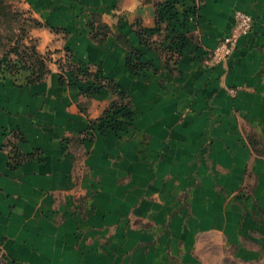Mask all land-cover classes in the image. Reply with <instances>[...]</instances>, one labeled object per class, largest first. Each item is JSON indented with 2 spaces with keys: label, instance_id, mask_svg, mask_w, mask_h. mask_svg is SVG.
<instances>
[{
  "label": "crops",
  "instance_id": "obj_1",
  "mask_svg": "<svg viewBox=\"0 0 264 264\" xmlns=\"http://www.w3.org/2000/svg\"><path fill=\"white\" fill-rule=\"evenodd\" d=\"M155 1L20 0L44 23L31 33L54 58L41 82L0 72L5 264H217L228 250L241 263L264 259V0H185L197 11L188 30L176 28L194 39L174 70L138 33L156 27ZM238 11L254 18L253 31L209 65ZM94 15L111 29L105 41L93 37ZM151 30V40L171 41ZM117 35L150 65L132 72ZM68 53L129 94L131 120L98 122L84 139L114 95L105 86L87 94L90 83L70 71L63 83L56 55ZM13 143L39 154L16 164Z\"/></svg>",
  "mask_w": 264,
  "mask_h": 264
},
{
  "label": "trees",
  "instance_id": "obj_2",
  "mask_svg": "<svg viewBox=\"0 0 264 264\" xmlns=\"http://www.w3.org/2000/svg\"><path fill=\"white\" fill-rule=\"evenodd\" d=\"M20 0H0V53L3 58L0 61V72L3 74L19 75L21 71L27 70L28 83H37L45 80L51 74V57L43 53L38 46V38L32 35L34 28L44 26V23L34 17L26 9L16 5ZM150 2L152 0H142ZM185 0H158L156 6V27L146 29L142 26L138 29L142 44L148 48L155 47L162 54L166 55L168 68L174 70L177 59L182 55L186 41H193L191 34L185 35V31L177 29H187L190 26V19L196 14V6L193 4H184ZM184 4L183 11L179 10L178 5ZM164 23L166 25L164 26ZM54 30H58L53 28ZM92 34L95 40L105 41L109 36L111 29L109 25L102 22L98 15H94L91 22ZM149 30H164L165 39L171 41L167 44L164 42L153 41L149 37ZM188 30V29H187ZM118 41L126 47L130 56L127 63L132 72L138 74L139 71L150 64L141 60L140 51L130 45L123 35H117ZM163 40V39H162ZM65 63L60 62L61 81L67 83L65 73L70 71L74 74L77 81L89 82L90 85L86 93L93 95L95 91L105 86L110 89L114 98L104 111V114L97 120L90 119V128L85 134V138L92 139L94 134L91 129L99 122L101 130L106 128L117 129L122 127L124 119H132L134 111L132 100L129 94L123 90L118 83L111 79L101 68H91L89 65L76 64L72 61V56L68 53ZM19 138V133H14ZM250 143L255 150H259L258 143L260 140L254 134L249 136ZM14 162L20 164L26 160L35 158L38 151L24 154L20 152L17 145L13 143Z\"/></svg>",
  "mask_w": 264,
  "mask_h": 264
},
{
  "label": "built area",
  "instance_id": "obj_3",
  "mask_svg": "<svg viewBox=\"0 0 264 264\" xmlns=\"http://www.w3.org/2000/svg\"><path fill=\"white\" fill-rule=\"evenodd\" d=\"M234 27L224 35L214 49L207 51V62L214 66L228 60L238 46V40L241 36L248 35L253 31L254 18L243 11L236 13ZM4 255L0 252V264H5Z\"/></svg>",
  "mask_w": 264,
  "mask_h": 264
},
{
  "label": "rangeland",
  "instance_id": "obj_4",
  "mask_svg": "<svg viewBox=\"0 0 264 264\" xmlns=\"http://www.w3.org/2000/svg\"><path fill=\"white\" fill-rule=\"evenodd\" d=\"M16 5L22 7L20 1H17ZM51 52H52V50L46 52V54L50 55V57H51L50 64L53 62V58H54V57H52ZM62 59L63 58H60V57H58V55H56V60H57V63L59 65H60V62L65 63L66 60H62ZM217 264H264V259L261 261H258V262H254V263H245L244 261H242V263H241V262H239V260L237 258H235L232 255L231 250H228L226 255L224 256V258H222V260L218 261Z\"/></svg>",
  "mask_w": 264,
  "mask_h": 264
}]
</instances>
